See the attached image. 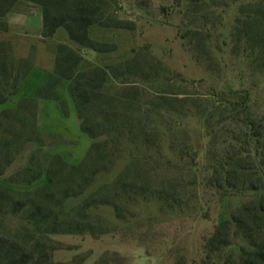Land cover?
<instances>
[{"label":"trees","instance_id":"trees-1","mask_svg":"<svg viewBox=\"0 0 264 264\" xmlns=\"http://www.w3.org/2000/svg\"><path fill=\"white\" fill-rule=\"evenodd\" d=\"M19 1L40 8L44 41L63 27L72 42L106 53L114 51L115 44L92 39L91 26L134 29L133 21L114 15L108 0H0V31L7 30L6 15ZM172 1L187 27L179 34L182 46L198 61L199 54H207L208 30L220 25L222 14L236 0ZM138 5L142 7L143 3ZM240 9L241 15L235 19L230 35L233 47L250 64L264 66V0H247ZM52 51L53 70L34 94L21 99L13 108L0 110V176L27 144L34 143L36 149L28 156L27 163L7 181L30 185L42 178L33 190L26 191L0 183V264H70L53 260L52 253L57 247L50 235L92 232L86 211L91 205L111 204L118 210L121 203L117 198L127 201L155 195L166 208L176 206L175 196L156 190L149 172L151 168L143 173L131 172L143 158L153 164L161 160L160 137L165 133L161 126L174 130L172 123L164 120L166 115L182 119L193 111L202 118L208 138L205 154L208 161L199 170L204 189H212L221 197L255 195L214 227L202 245L205 257L201 263L218 264L221 250L239 235L248 247L241 248L238 261L227 258L222 264H264V113L251 115L245 98L228 104H208L205 99L181 94L177 88L185 80L179 78L180 83L172 85L175 76L160 61L140 50L112 64L88 67L81 66V54L65 43H56ZM9 55V43L1 41L0 103L17 91L20 81L32 68V56L19 59L14 69L11 57L7 63ZM108 80L119 83V88L106 91ZM62 82L67 83L80 130L93 140L78 164L66 162L59 154H44L43 134L36 128L37 99H55L63 113L67 112L58 91ZM146 87H152V92ZM179 94L183 97L172 96ZM228 122L240 127L237 126V131L230 130ZM101 135L103 140H95ZM126 148L130 151V160L125 169L114 182L92 191L71 216L72 210L64 207L65 201L84 193L95 175L107 169L101 163L108 161L110 168L106 171H109L115 162V152ZM128 177L131 182L126 180ZM146 177L148 181L144 180ZM140 179L146 182V187L138 185ZM103 188L108 191L118 188V191L113 198L98 199Z\"/></svg>","mask_w":264,"mask_h":264},{"label":"rangeland","instance_id":"rangeland-1","mask_svg":"<svg viewBox=\"0 0 264 264\" xmlns=\"http://www.w3.org/2000/svg\"><path fill=\"white\" fill-rule=\"evenodd\" d=\"M108 1L115 16L134 22L133 30L96 25L90 27L89 36L97 41L115 44L114 51L96 53L86 47H76L63 27L57 28L52 37L44 41L41 37L40 8L33 3L23 2L16 7L19 13L15 16L16 24L12 32L8 31V27L6 31H0V42L10 45L7 63L11 57L15 69L19 59L32 56V68H35L38 77L45 70L52 72V47L56 43H65L76 49L84 58L82 67L112 64L131 57L132 51L140 50L160 61L175 76L172 85L180 83L179 78L185 80L179 87L175 86L181 94L205 99L208 104H228L245 98L251 115L264 113V66L250 64L241 51L233 47L230 37L235 19L241 15L240 8L247 0H236L222 14L220 25L208 30L207 54H199L198 61L182 46L179 34L187 27L172 0ZM139 3H143L142 7ZM190 47L193 48V45ZM116 88H119V83L108 80L105 90L115 91ZM58 91L65 102L66 113H63L59 101L39 98L48 100L45 114L48 125L42 127L46 131H41L44 142L41 150L44 154L58 153L66 162L78 164L93 140L80 130V121L67 92V83L62 82ZM147 91L152 92V87ZM181 94L172 96L183 97ZM142 98L144 100L145 95ZM14 103L15 97L11 95L0 103V110ZM56 108L61 112V117ZM165 118L172 123L174 130L168 131L165 125L161 126L165 132L160 137L161 160L153 164L143 158L133 167L131 174L136 171L143 173L151 168L149 172L156 183V190L175 196L176 206L166 208L155 195L149 199L138 197L127 201L117 198L116 201L121 203L118 210L111 204L91 205L86 211L90 215L88 223L92 225V232L50 235L57 247L52 253L53 260L70 264H202L205 257L202 245L214 227L255 197L251 193L221 197L212 189H204L199 170L208 161L205 156L208 138L202 118L194 111L182 119L173 115H166ZM227 124L230 130L237 131V126L240 127L229 122ZM95 140L101 141L103 136ZM171 144L174 147L170 148ZM34 146L33 143L28 144L6 169L0 176L1 184L26 191L33 190L42 182V178L30 185L7 181L13 172L27 163ZM138 153L142 157L143 153ZM129 154L127 148L115 152V162L109 171H106L110 168L108 161L102 162L101 165L105 163L107 169L95 175L90 187L65 201L64 207L73 212L71 216L92 191L114 182L130 160ZM126 180L131 182L132 179L128 177ZM144 180L148 181L147 177ZM145 181L140 179L138 185L146 187ZM118 188L110 191L103 188L97 198H113ZM243 247L247 248L248 244L241 236H236L219 253L221 261L218 264L227 258L238 261Z\"/></svg>","mask_w":264,"mask_h":264},{"label":"crops","instance_id":"crops-1","mask_svg":"<svg viewBox=\"0 0 264 264\" xmlns=\"http://www.w3.org/2000/svg\"><path fill=\"white\" fill-rule=\"evenodd\" d=\"M23 2H26V1H19V2L15 3L13 5V7L11 8V10L6 15V22H7L8 31L9 32H12V27H14L15 24H16V22H15L14 19H15V16L19 13L18 8H16V7L18 5H21V3H23ZM74 45H76V47L77 46L78 47H82V46L77 45L76 43H74ZM82 48H84V47H82ZM96 53H99V52H96ZM49 72L50 71H48V70L46 71L45 70L43 73L38 74L39 76L37 77L36 74H35V68H31L29 70V72L26 74V76L24 77V79L21 81L20 86H19L17 92L15 93L16 95L15 94L12 95L13 97H15V103L13 105L7 106L6 108H13V107L16 106V104L21 99L27 98V97H31L34 94V91L36 90V88L45 81V78L49 74ZM46 101H48V100H45V99H37L36 128H37V130L40 133H42L43 131H46V130L42 129V127H45V126L48 125V123H46L47 122L46 121L47 119L45 120V114H47L46 105H48ZM56 110H57V108H56ZM57 111H58L57 114L61 117L62 116L61 112L59 110H57ZM27 145L25 146V148L27 147ZM35 148L36 147L34 146V149H32V151L35 150ZM70 164H73V163H70Z\"/></svg>","mask_w":264,"mask_h":264}]
</instances>
